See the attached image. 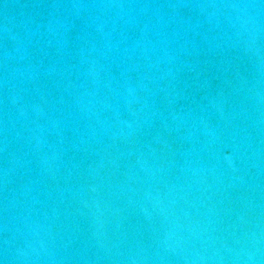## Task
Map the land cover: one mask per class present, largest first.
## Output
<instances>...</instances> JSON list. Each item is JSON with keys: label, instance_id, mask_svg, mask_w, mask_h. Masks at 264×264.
<instances>
[{"label": "water", "instance_id": "1", "mask_svg": "<svg viewBox=\"0 0 264 264\" xmlns=\"http://www.w3.org/2000/svg\"><path fill=\"white\" fill-rule=\"evenodd\" d=\"M0 264H264V0H0Z\"/></svg>", "mask_w": 264, "mask_h": 264}]
</instances>
